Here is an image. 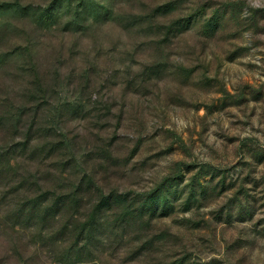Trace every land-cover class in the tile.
Segmentation results:
<instances>
[{
	"label": "rangeland",
	"instance_id": "1",
	"mask_svg": "<svg viewBox=\"0 0 264 264\" xmlns=\"http://www.w3.org/2000/svg\"><path fill=\"white\" fill-rule=\"evenodd\" d=\"M0 264H264V0H0Z\"/></svg>",
	"mask_w": 264,
	"mask_h": 264
},
{
	"label": "trees",
	"instance_id": "2",
	"mask_svg": "<svg viewBox=\"0 0 264 264\" xmlns=\"http://www.w3.org/2000/svg\"><path fill=\"white\" fill-rule=\"evenodd\" d=\"M39 204H41V201L38 200V201L34 202V204H33V206H32V209H30L29 207H26V210H25V211H27V210L30 209V211L33 212V211L36 210L37 205H39Z\"/></svg>",
	"mask_w": 264,
	"mask_h": 264
}]
</instances>
